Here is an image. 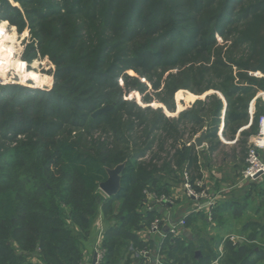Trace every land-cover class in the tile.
<instances>
[{
	"label": "trees",
	"instance_id": "16d2710c",
	"mask_svg": "<svg viewBox=\"0 0 264 264\" xmlns=\"http://www.w3.org/2000/svg\"><path fill=\"white\" fill-rule=\"evenodd\" d=\"M14 2L20 8L0 0V19L20 32L28 28L37 42L31 50L48 56L56 71L50 92L2 87L0 264H83L100 212L106 225L102 264H128L131 243L145 247L136 232L153 217L141 213L144 192H168L161 183L181 182L185 171L193 181L201 178L204 155L194 140L206 129L205 143L215 152L223 113L233 138L249 121L252 99L264 92V0ZM32 78L44 81L39 74ZM144 81L160 92L163 107L142 110L128 102L131 90H146ZM187 95L195 100L190 105ZM112 104L106 115L93 118ZM262 113L258 109L257 124L242 132L241 146L257 134ZM95 130L110 133L113 141L95 139ZM168 142L161 166L159 155L141 164L156 143L165 152ZM121 164V190L107 198L100 185L107 170ZM184 242L175 240L167 252L174 264L219 258L203 246L199 259ZM224 250L221 264H253L252 246L228 243Z\"/></svg>",
	"mask_w": 264,
	"mask_h": 264
},
{
	"label": "crops",
	"instance_id": "0c3cea01",
	"mask_svg": "<svg viewBox=\"0 0 264 264\" xmlns=\"http://www.w3.org/2000/svg\"><path fill=\"white\" fill-rule=\"evenodd\" d=\"M261 93L262 92H258L250 102L248 108L249 121L236 133L235 137L228 139L224 135L225 113H223L218 132L220 146L217 150L215 152H210L207 143H205L204 147L201 149L196 147L199 153L204 155V158H201L200 160L204 187L210 192L211 198L215 199L217 203L215 209L217 208L218 210L220 208L218 215L214 214V209L212 211V220L210 221L208 220V211L203 210L200 212H194V202L185 195L183 197L180 196L181 193L183 194V191H181L180 188L181 183H176L171 179L166 182L164 180L163 183H161V186L168 184L167 187L169 188V191L176 190L178 192L177 195L180 197V202L177 207L170 206L156 208L155 211H151L153 213V218L155 215L160 217L164 215V218L170 216L174 219L187 216L189 224H187L183 239L187 242L185 244L186 246L201 253V257H197L199 259H201L204 254L202 252L203 246H210L211 249L218 254H220L219 248L223 246L225 255L224 249L228 243L233 246H236V244L239 243L254 248V254L251 258L253 264H264V180L262 182L245 184L241 187L232 189V186L238 181L241 171L245 167V160L243 159L241 164L242 167L238 166L237 159L235 160V158L229 157L228 155H225L220 160H213V157H216V153L219 152L220 148H224L228 151L229 148L231 149L232 147H235L242 137V132L249 131L253 126L258 109L260 110L261 108H264V95ZM251 137L252 136L249 137L248 143ZM216 165H219V167ZM176 184L179 185L176 186ZM172 208H174V210ZM170 210L173 212H170ZM102 225L104 231H106V225ZM205 227L210 234V240L203 237L202 228L205 229ZM142 230L143 228L139 230L140 234ZM98 233L99 230L96 231L97 235ZM252 233L255 234V237L250 240L248 236ZM97 238L98 237L95 236V240ZM137 238L139 242H142L139 236ZM92 244L90 247L93 246ZM135 248L134 244L131 243V246L128 249L131 261L128 264H147L148 262L143 259H135L136 257L133 253ZM88 253L89 252L87 251V254ZM126 261H123L120 264H127ZM211 264H214V261ZM218 264H221V259Z\"/></svg>",
	"mask_w": 264,
	"mask_h": 264
},
{
	"label": "rangeland",
	"instance_id": "374dc122",
	"mask_svg": "<svg viewBox=\"0 0 264 264\" xmlns=\"http://www.w3.org/2000/svg\"><path fill=\"white\" fill-rule=\"evenodd\" d=\"M9 1L12 3V5L14 7L20 8V6L18 4H16L14 2V0H9ZM15 28H16L15 26L11 25L8 22V25L6 28L8 30H6L5 35L2 34V38L3 39L5 38V39L3 42H0V82L3 79L9 80V79H11L12 76H15V79L12 80L13 83H7L8 85H4V87L15 86V87L21 88L22 90H25V92L27 90H28V92L40 91L43 93L52 91L54 88V84H55L54 73L56 71V65L51 61V59L48 56H43L41 53L33 52L31 50V48L33 46H35V45L37 46V42H35L34 39L32 38L30 30L28 28H25L24 30H22V32H20L17 28L15 30ZM0 34H1V30H0ZM24 70L26 72V78H23L25 76ZM32 73L39 74L40 77L42 78V80H44V81L41 83L37 82L34 78H32ZM257 76H259V74ZM120 79H121V77H120ZM21 80H23L22 83L20 82ZM8 82H10V81H8ZM142 86L147 87L146 90L142 94L138 93L135 90L130 91V93L127 96L128 102L136 103L138 105V107L141 108L142 110H146L149 107L155 108V109L163 107L161 105V103H159L157 100V97H158L160 92L152 90L151 86L148 83H145V81L142 83ZM124 87H125V85H124ZM1 91H2V87L0 88V94H1ZM261 94H263V92ZM149 98H150V100H149ZM263 99H264V97H263ZM194 101L195 100L192 99L190 95H187L185 105H190ZM150 102H152V103H150ZM93 114H92V116H93ZM167 114L169 117H175L176 116V113H167ZM261 115H264V113L260 114V116ZM255 123L257 124V120L255 121ZM143 130H144V128H140V129L137 128L136 129V131L139 133H140V131L142 132ZM232 131H234V129L232 127L225 130L226 138L232 139V135H233ZM76 133L79 134L80 132L76 131ZM76 133L74 132L73 136H75ZM92 135L95 139L102 138V141H105L108 143L113 141V138L111 137L112 135L110 133L105 134L102 131L95 130V132ZM190 136H191L190 131H188L185 135V138L183 139L184 143L189 141ZM242 140H246V138L244 136H242L240 138V142H238V144H236L235 147H232L231 149L229 148L228 151L224 148H220L219 152L216 153V157H213V160H220L225 155H228L229 157L235 158V160L237 159L238 166H241L243 159L245 160L246 152L248 149V144H247V146H241ZM171 145L172 144L170 142H168L166 147H165V152H160L159 149L161 147V143H156L151 151H148L146 153V155L144 157H142V159H139L141 164L143 165V163H148L150 160H152L153 157H155L156 155L157 156L159 155L160 158L162 159V161L159 162V165L161 166L163 164V162L168 160L167 155L171 150ZM121 165H124V164H121ZM121 165H118V166H121ZM118 166H116L115 168H117ZM216 166L219 167V165H216ZM115 168H113V169H115ZM211 168H212V166H211ZM113 169H108V170H113ZM161 175H167V173H161ZM175 182L179 183V184L182 183V181L181 182L175 181ZM179 184H176V186H178ZM99 192L106 197V195L101 191L100 188H99ZM161 194L171 195L174 198H176V200H174L173 206H175V207L178 206V204L180 202L179 201L180 197L177 195L178 192L176 190H171V191L168 190V192H163ZM180 196L183 197L184 194L181 193ZM119 205H120L119 202L115 203V205H114L115 210H117V208H119ZM172 209L174 210V208H172ZM141 210L143 212H145L144 208H142ZM170 212H173V211L170 210ZM156 218H160V216L155 215L154 218L152 217L151 221L146 219L143 227L147 228L148 225H150L151 222L153 220H155ZM161 218H164V215H162ZM100 223L105 224L104 216L101 212H100L99 217L97 218V220L93 224V230H92V235H91L92 239L90 238V240H88V242L85 245V248L83 251L84 252V262H82L83 264H92L90 262V259L93 258L92 256L94 254L95 244H96V240H97V239L95 240V236H97L96 231L98 230V228H100ZM145 228H143V230ZM202 229L201 230L203 231V237L205 239H209L210 234L208 233V230L206 229V227H205V229L204 228H202ZM136 235H138L141 238L139 231L136 232ZM184 243L186 244L187 242L185 241ZM91 244L93 245L92 247H90ZM133 244H135V243H133ZM134 247H136L135 250L133 251V253L135 254V257H136L135 259H141L140 256H138L139 255L138 246L134 245ZM87 251L89 252L88 254H87ZM195 252H196V250H195ZM29 261L32 262L33 259L30 258ZM125 261L126 260H124V262Z\"/></svg>",
	"mask_w": 264,
	"mask_h": 264
},
{
	"label": "built area",
	"instance_id": "2783aa9c",
	"mask_svg": "<svg viewBox=\"0 0 264 264\" xmlns=\"http://www.w3.org/2000/svg\"><path fill=\"white\" fill-rule=\"evenodd\" d=\"M3 21L0 19V23ZM8 25V24H7ZM7 28V27H6ZM13 29V28H12ZM8 29H5V31ZM16 30V28H15ZM2 32L0 34V42H3ZM5 35V34H3ZM261 77L260 73L254 75ZM19 77V76H18ZM2 79V78H1ZM15 76L9 80H1L0 88L7 83H13ZM10 81V82H8ZM264 95V93H263ZM264 115L258 119V132L253 135L248 143V149L245 157V167L241 171L238 181L232 186V189L241 187L245 184L254 182H262L264 180ZM181 191L183 194L194 202V212L208 211V220H212V211L216 207V201L211 198L210 192L204 187L203 177L193 181L192 176L187 171L184 172L181 183ZM144 211L142 213L155 211L158 207H170L174 205L176 200L171 195L158 194L154 191L146 190L145 192ZM145 228V227H143ZM187 228V216L179 219H174L170 216L167 218H156L141 232V241L145 247L139 250L141 259L148 262L147 264H174L168 256V250L173 246L174 241L184 238ZM98 238L95 244L93 258L90 259L92 264H102L106 255V250L103 248L105 231L100 223L98 229ZM219 258L214 261L218 264L223 257V246L219 248Z\"/></svg>",
	"mask_w": 264,
	"mask_h": 264
},
{
	"label": "water",
	"instance_id": "95a60500",
	"mask_svg": "<svg viewBox=\"0 0 264 264\" xmlns=\"http://www.w3.org/2000/svg\"><path fill=\"white\" fill-rule=\"evenodd\" d=\"M115 107L114 104L107 105L100 108L93 114V118L99 115H106ZM207 137V130H203L202 133L194 140V143L198 149H201L205 145V140ZM124 165L118 166L113 170H108V180L100 185L101 191L106 195L107 198L116 196L121 190V174L124 169ZM197 257H201V253H196Z\"/></svg>",
	"mask_w": 264,
	"mask_h": 264
},
{
	"label": "clouds",
	"instance_id": "9594fccd",
	"mask_svg": "<svg viewBox=\"0 0 264 264\" xmlns=\"http://www.w3.org/2000/svg\"><path fill=\"white\" fill-rule=\"evenodd\" d=\"M8 22L7 21H3L2 23H0V28H5L7 27ZM22 67V66H21ZM21 83L23 82V80L20 81Z\"/></svg>",
	"mask_w": 264,
	"mask_h": 264
}]
</instances>
